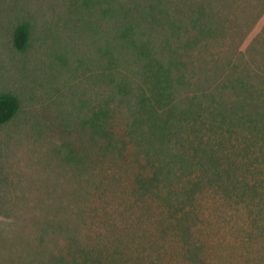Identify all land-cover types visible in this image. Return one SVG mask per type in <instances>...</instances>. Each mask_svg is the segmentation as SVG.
Wrapping results in <instances>:
<instances>
[{
  "label": "rangeland",
  "instance_id": "rangeland-1",
  "mask_svg": "<svg viewBox=\"0 0 264 264\" xmlns=\"http://www.w3.org/2000/svg\"><path fill=\"white\" fill-rule=\"evenodd\" d=\"M2 94L0 264H264V0H0Z\"/></svg>",
  "mask_w": 264,
  "mask_h": 264
},
{
  "label": "trees",
  "instance_id": "trees-1",
  "mask_svg": "<svg viewBox=\"0 0 264 264\" xmlns=\"http://www.w3.org/2000/svg\"><path fill=\"white\" fill-rule=\"evenodd\" d=\"M27 37V27L24 25L17 27L13 36L14 47L22 51L25 48ZM18 110L19 102L16 97L7 94L0 95V126L8 123ZM226 125L224 133L233 136L243 146V150H264V121L238 118ZM221 130H223L221 127L217 129V131Z\"/></svg>",
  "mask_w": 264,
  "mask_h": 264
}]
</instances>
